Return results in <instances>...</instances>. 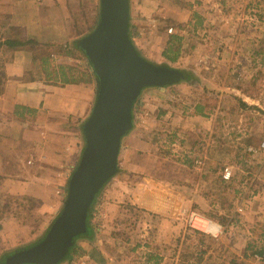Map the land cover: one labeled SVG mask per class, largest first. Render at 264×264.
Returning <instances> with one entry per match:
<instances>
[{
    "label": "rangeland",
    "instance_id": "374dc122",
    "mask_svg": "<svg viewBox=\"0 0 264 264\" xmlns=\"http://www.w3.org/2000/svg\"><path fill=\"white\" fill-rule=\"evenodd\" d=\"M130 3V37L139 53L186 77L167 85L163 101L153 87L142 90L131 132L149 139L135 156H126L121 143L122 172L96 198L93 235L78 238L59 264H264L256 254L264 239V0ZM100 12L101 0H20L16 22L23 27L15 33L69 43L73 53L62 49L53 56L84 65L89 59L77 45L98 26ZM171 27L180 33H170ZM169 35L183 36L176 62L163 56ZM3 55L0 74L10 59L20 65L28 59L29 68L13 80L41 82L34 80L39 76L28 50ZM5 84L0 75V90ZM58 87L61 108L41 107L29 120L0 111V264L45 238L84 151L80 125L96 103L97 79ZM237 97L256 107L243 109ZM206 101L216 102L214 113L193 117L195 104ZM186 156L191 167L179 161ZM226 166L230 180L222 177ZM191 211L220 223L223 234L191 228ZM150 255L157 258L149 261Z\"/></svg>",
    "mask_w": 264,
    "mask_h": 264
},
{
    "label": "water",
    "instance_id": "95a60500",
    "mask_svg": "<svg viewBox=\"0 0 264 264\" xmlns=\"http://www.w3.org/2000/svg\"><path fill=\"white\" fill-rule=\"evenodd\" d=\"M130 0H101L96 29L79 42L98 82L97 100L84 124V151L73 173L60 215L44 240L12 255L5 264H59L73 238L86 232L95 195L118 172L123 135L132 127L131 109L148 86L173 85L182 70L145 59L129 34Z\"/></svg>",
    "mask_w": 264,
    "mask_h": 264
},
{
    "label": "trees",
    "instance_id": "16d2710c",
    "mask_svg": "<svg viewBox=\"0 0 264 264\" xmlns=\"http://www.w3.org/2000/svg\"><path fill=\"white\" fill-rule=\"evenodd\" d=\"M7 19L2 20V24L5 25ZM194 27V24H192ZM95 26L91 29V31L95 30ZM195 28V27H194ZM130 23H129V33H130ZM131 35V33H130ZM183 40V36L180 35H169L167 46L165 50L163 51V56L166 58V60L170 62H176L180 55L182 54V44L181 41ZM9 47L11 50H24L30 52V60L33 65V69L35 72H37V75L39 77H35L34 80H39L41 82L52 84V85H58V86H66L68 84H81L86 85L87 83H92L94 79H96V74L92 69L91 62L88 61V63L82 65V64H73L68 62H59L57 58L53 56L55 53H59L63 51L69 52L70 54L73 53V51L68 50L70 47L69 43H63L58 44L55 41H49V42H42L39 40L38 36H27L21 33H14L11 35H8L3 40H0V47ZM79 48V44L77 45ZM80 49V48H79ZM81 50V49H80ZM82 51V50H81ZM169 67V66H167ZM91 68V70H90ZM190 74V73H189ZM192 74H190L191 76ZM193 76V75H192ZM186 75L184 74L183 81L185 80ZM190 79V77L188 76ZM196 82V79L194 80ZM240 107L243 109H253L256 106L250 105L248 102L244 101L242 98H238ZM216 108V102H197L194 106V110L192 111V115H201L208 117L212 113H214ZM39 112L38 108L29 107L23 104H17L15 106V109L13 111V115L22 119L29 120L31 117L37 115ZM131 116H132V127L130 130H128L124 135L123 138L134 128L135 126V114H134V107L131 109ZM85 122L81 123L80 129L83 132ZM122 138V139H123ZM153 142H159V138L153 139ZM170 154V153H169ZM179 161L183 162L187 166L191 167L193 165V161L186 156V159H179ZM75 172V171H74ZM122 169L119 166L118 163V174H121ZM115 176V175H114ZM113 176V177H114ZM112 177V178H113ZM111 179V178H110ZM109 179V180H110ZM108 180V181H109ZM107 181V182H108ZM106 182V183H107ZM105 183V184H106ZM104 184V185H105ZM104 187V186H103ZM102 187V188H103ZM101 188V189H102ZM99 192L95 195L94 200L89 208L88 215H87V225H86V232L79 234L73 238V248L76 245V241L78 238L83 236L91 237L93 235L92 228L90 227V217L93 205L96 201V198ZM44 239H42L43 241ZM42 241H39L41 243ZM38 243V244H39ZM35 246V245H34ZM29 249V248H28ZM201 254H204V252H201ZM257 255H261L262 259H264V239L261 244L260 250H257ZM9 258V257H8ZM7 258V259H8ZM155 255H150L148 257V260H153ZM6 259V260H7ZM5 260V262H6ZM3 262V263H5Z\"/></svg>",
    "mask_w": 264,
    "mask_h": 264
},
{
    "label": "crops",
    "instance_id": "0c3cea01",
    "mask_svg": "<svg viewBox=\"0 0 264 264\" xmlns=\"http://www.w3.org/2000/svg\"><path fill=\"white\" fill-rule=\"evenodd\" d=\"M20 0H0V18L7 19L5 25L0 26V40H3L8 35L14 34L15 31H17L18 28H21L20 23L16 22V16L18 12V3ZM131 1V0H130ZM131 6V3H130ZM2 23V22H1ZM11 50V48L7 47H0V54L1 57L4 53ZM14 52V51H12ZM4 56V55H3ZM2 59V58H1ZM4 61V60H1ZM29 60L26 59L23 64H26L25 68L22 66L23 64H19L17 60L14 58L10 59V61L6 65V70H3L1 72V76L5 75L7 77V84L3 85L0 97V111L3 113H9L13 115V111L15 109V106L17 104H23L29 107L38 108L41 107H56L59 106V108L64 105V99H62V89L55 85H49L45 84L43 82H28V81H14L13 78L18 76L19 74H23V71L27 70L29 68ZM20 65V66H19ZM153 87L151 90L153 93H155V96L162 100L170 95V86H151ZM60 94V99H57V96ZM87 104L91 103L93 98L92 96H87ZM9 101V103H8ZM167 102V100H166ZM222 110L219 106V111ZM92 112V111H91ZM221 113V112H220ZM220 115V114H219ZM162 116V115H161ZM193 117H201L200 115H193ZM223 118V116H221ZM226 117V116H225ZM89 118V117H88ZM160 122V121H159ZM136 124V123H135ZM126 139V141H125ZM143 135H141L138 131L135 129L131 132H129L123 139L122 144H126L125 147V153L130 156H135L138 154V151L140 149V144H142L144 141L148 140ZM151 141V140H150ZM122 145V147H124ZM157 149L156 151L160 150L158 147L155 146ZM154 150V149H153ZM121 153V152H120ZM157 154V153H156ZM160 156L162 160L165 161V156L163 157V154L160 153Z\"/></svg>",
    "mask_w": 264,
    "mask_h": 264
},
{
    "label": "built area",
    "instance_id": "2783aa9c",
    "mask_svg": "<svg viewBox=\"0 0 264 264\" xmlns=\"http://www.w3.org/2000/svg\"><path fill=\"white\" fill-rule=\"evenodd\" d=\"M169 32L172 34H179L180 29L171 27L169 29ZM264 147V142L261 145ZM250 151L256 152L257 150L253 147L249 148ZM232 168L230 166H226L223 170L222 177L225 180H230L232 177ZM185 214V212H184ZM187 222L191 228L194 230L203 232L205 234L218 237L220 234H223L224 229L223 226L214 221L213 219L205 216L204 214H201L197 211H191L186 213Z\"/></svg>",
    "mask_w": 264,
    "mask_h": 264
},
{
    "label": "flooded vegetation",
    "instance_id": "af4514ba",
    "mask_svg": "<svg viewBox=\"0 0 264 264\" xmlns=\"http://www.w3.org/2000/svg\"><path fill=\"white\" fill-rule=\"evenodd\" d=\"M7 262V261H6Z\"/></svg>",
    "mask_w": 264,
    "mask_h": 264
}]
</instances>
